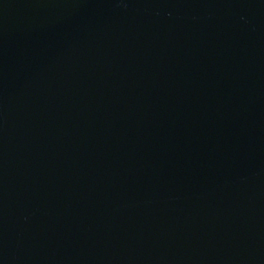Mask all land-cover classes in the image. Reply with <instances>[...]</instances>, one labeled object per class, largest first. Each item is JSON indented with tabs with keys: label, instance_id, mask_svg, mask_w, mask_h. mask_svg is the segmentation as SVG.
Wrapping results in <instances>:
<instances>
[{
	"label": "water",
	"instance_id": "water-1",
	"mask_svg": "<svg viewBox=\"0 0 264 264\" xmlns=\"http://www.w3.org/2000/svg\"><path fill=\"white\" fill-rule=\"evenodd\" d=\"M0 264H264V0H0Z\"/></svg>",
	"mask_w": 264,
	"mask_h": 264
}]
</instances>
